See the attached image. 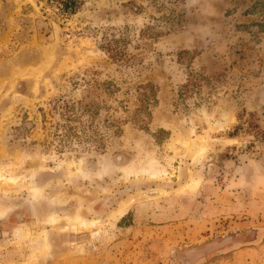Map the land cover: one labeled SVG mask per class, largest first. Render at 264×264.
Wrapping results in <instances>:
<instances>
[{"label": "rangeland", "instance_id": "obj_1", "mask_svg": "<svg viewBox=\"0 0 264 264\" xmlns=\"http://www.w3.org/2000/svg\"><path fill=\"white\" fill-rule=\"evenodd\" d=\"M0 264H264V0H0Z\"/></svg>", "mask_w": 264, "mask_h": 264}, {"label": "trees", "instance_id": "obj_2", "mask_svg": "<svg viewBox=\"0 0 264 264\" xmlns=\"http://www.w3.org/2000/svg\"><path fill=\"white\" fill-rule=\"evenodd\" d=\"M61 5L63 6L64 9L69 8L70 5L74 3V0H60ZM106 52H110V45H107L102 47ZM112 49V48H111ZM110 55H112L110 53ZM115 53L110 56L113 58ZM117 55V52H116ZM76 110H78V114H76ZM60 116L64 119L66 122H76L77 124L80 125V122L78 121L79 119V114L83 112H92V103L91 102H83L82 100H76V101H71V100H62V105H60ZM68 129H73L74 126H67Z\"/></svg>", "mask_w": 264, "mask_h": 264}, {"label": "bare ground", "instance_id": "obj_3", "mask_svg": "<svg viewBox=\"0 0 264 264\" xmlns=\"http://www.w3.org/2000/svg\"><path fill=\"white\" fill-rule=\"evenodd\" d=\"M200 150H201V149H200ZM191 154L193 155V151H192ZM139 169H140L139 171H142V173L145 172L146 174H148V175H150V176H153V175H154L153 163H152L151 161L143 162V163L140 165V168H139ZM138 174H140V173H138ZM128 201H129V200H128ZM128 201H127V200H126V201H125V200H124V201H121V202L119 203L117 209L115 210L113 216H121V215L124 213V211H125V209H126V207H127ZM77 220H80L81 222H85V221H86V217H85V216H82V214H81V215L78 214V215L76 216V218H75L74 221H77ZM77 226H78V225H77ZM80 227H82V226H80Z\"/></svg>", "mask_w": 264, "mask_h": 264}]
</instances>
